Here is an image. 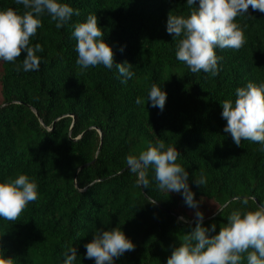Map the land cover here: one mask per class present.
I'll use <instances>...</instances> for the list:
<instances>
[{
  "label": "trees",
  "instance_id": "1",
  "mask_svg": "<svg viewBox=\"0 0 264 264\" xmlns=\"http://www.w3.org/2000/svg\"><path fill=\"white\" fill-rule=\"evenodd\" d=\"M68 2L79 16L61 29L44 16L30 39L43 48L39 70H17L23 51L14 63L0 61V179L27 173L39 193L17 220L0 219V250L14 264H61L72 244L77 264H94L84 256L93 231L119 226L135 247L115 264H166L179 237L195 226L196 209L180 193L156 190L151 168L148 188L127 170L125 156L156 135L180 153L204 226L215 224L218 232L232 210L264 202V151L259 143H233L223 131L220 103L234 99L245 82L264 80V12L249 6L237 18L246 42L238 50L218 49L222 60L211 77L176 60L174 34L166 31L170 12H188L186 0ZM7 7L23 11L14 0H0ZM90 13L114 63L132 65L135 76L126 84L115 68L77 70L71 33ZM152 83L167 92L163 111L146 100ZM137 96L142 106L135 105ZM201 171L207 183L197 186L194 174Z\"/></svg>",
  "mask_w": 264,
  "mask_h": 264
},
{
  "label": "clouds",
  "instance_id": "2",
  "mask_svg": "<svg viewBox=\"0 0 264 264\" xmlns=\"http://www.w3.org/2000/svg\"><path fill=\"white\" fill-rule=\"evenodd\" d=\"M18 8H0V61L14 63L23 51L22 62L17 70L37 71L43 52L40 43L32 45L42 27V18L47 16L56 29L66 25L73 15L79 16L68 0H14ZM186 14L169 13L166 31L175 41V58L183 62L191 73L218 74L222 57L217 50H238L245 44L244 28L237 18L247 14L249 6L264 12V0H186ZM71 36L75 39V66L79 73L90 67L102 65L115 68L121 84L134 78L135 72L128 62L114 63L113 48L104 39L98 26L96 14H88L82 22L74 24ZM167 92L162 86L152 83L146 100L152 107L163 111ZM135 105L142 106L144 99L137 96ZM221 117L226 120L223 131L230 134L235 145L242 141L259 143L264 151V80H249L235 89L234 99L220 101ZM180 153L172 144H166L154 136L145 149L130 152L124 163L136 183L148 188V170L153 171L155 188L160 192L180 193L184 203L196 209L195 226L179 237L180 244L174 248L166 264H264V202L252 208H237L226 217L227 223L215 231L216 225L204 226V214L199 209L195 193L189 185V172L178 162ZM197 186L207 183L203 171L194 181ZM38 183L27 173L0 179V219L15 221L25 207L38 198ZM155 204L156 200H149ZM247 204V200L242 202ZM218 211H223L218 208ZM184 220L185 217H178ZM215 233V234H211ZM132 239L119 227L96 228L93 237L85 245L84 256L94 264H115V260L126 251H132ZM61 264H77V250L70 244L63 252ZM0 264H14V258L0 250Z\"/></svg>",
  "mask_w": 264,
  "mask_h": 264
},
{
  "label": "water",
  "instance_id": "3",
  "mask_svg": "<svg viewBox=\"0 0 264 264\" xmlns=\"http://www.w3.org/2000/svg\"><path fill=\"white\" fill-rule=\"evenodd\" d=\"M233 199H234V198H233ZM231 201H232V200H231ZM227 204H228V203H226V204H225V205L222 207V209H223L224 207H226V206H227Z\"/></svg>",
  "mask_w": 264,
  "mask_h": 264
}]
</instances>
